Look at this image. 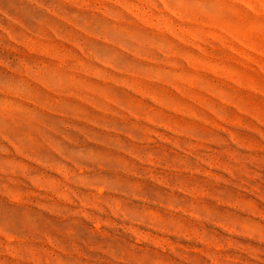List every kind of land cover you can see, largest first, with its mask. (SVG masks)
Segmentation results:
<instances>
[{"label": "rangeland", "instance_id": "1", "mask_svg": "<svg viewBox=\"0 0 264 264\" xmlns=\"http://www.w3.org/2000/svg\"><path fill=\"white\" fill-rule=\"evenodd\" d=\"M0 264H264V0H0Z\"/></svg>", "mask_w": 264, "mask_h": 264}]
</instances>
